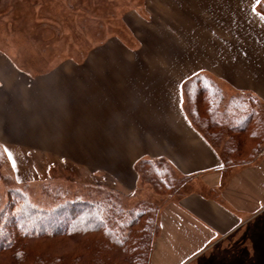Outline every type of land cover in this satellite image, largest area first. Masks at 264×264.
Masks as SVG:
<instances>
[{"label": "crops", "instance_id": "obj_1", "mask_svg": "<svg viewBox=\"0 0 264 264\" xmlns=\"http://www.w3.org/2000/svg\"><path fill=\"white\" fill-rule=\"evenodd\" d=\"M261 2L163 0L161 64L150 59L147 64L64 65L33 86L19 75L12 81L5 76L7 66H1L0 144L25 148L29 116L37 142L47 144L49 138L53 150L61 143L89 155L97 152L100 169L120 170L112 175L121 188L127 179L135 187L137 159L164 157L179 175L197 176L210 190L218 189L223 177L218 149L190 123L171 80L205 73L225 93L249 92L264 104ZM154 51L153 57L159 54ZM221 188L220 199L192 192L178 200L179 211L199 225H161L150 264H184L196 251L194 244H181L183 233L225 234L235 227L237 214L252 212L251 203L264 197V147ZM187 249L195 252L184 255L181 250Z\"/></svg>", "mask_w": 264, "mask_h": 264}, {"label": "rangeland", "instance_id": "obj_2", "mask_svg": "<svg viewBox=\"0 0 264 264\" xmlns=\"http://www.w3.org/2000/svg\"><path fill=\"white\" fill-rule=\"evenodd\" d=\"M162 7L163 0H0V72L1 66L6 65L9 72L5 76L10 75L15 82L19 75V81L33 86L39 79H50L55 74L54 69L64 65L147 64L150 59L161 64ZM260 9L262 11V7ZM154 50L159 54L153 57L150 52ZM125 59L128 62L123 61ZM198 74L205 75L220 87L224 97L222 103L235 94L255 98L264 118V104L254 95L244 91L225 93L216 79L205 73ZM183 75H177L174 77L177 80L172 79L171 83L172 86L177 84L176 92L184 98L185 112L183 87L186 80L181 78ZM30 126L28 116L25 148L0 144V211L10 199L17 200L19 195L26 197L38 210L46 211L76 195L94 201L113 194L124 209L143 202L151 203L155 207L154 228L147 264H150V253L161 225L184 228L199 225L175 205L182 196L202 192L220 199L221 187L226 186L241 166L250 163L223 166L222 184L214 190L197 176L179 175L170 165L176 187L168 190L154 189L136 171L135 164L139 159H150L141 157L133 165L135 187L130 183L131 179H127L128 183L121 188L112 175L120 170L112 165L107 169L108 173L104 168L107 164L100 169L97 152L89 155L79 151L78 146L71 148L61 143L53 150L49 138L45 144V140L37 142L31 136L35 133ZM224 142L225 139H221L214 146L218 152ZM251 204L255 206L252 212L237 214L235 227L225 234L207 232L206 229L196 237L183 233L181 244H194L191 248L196 251L181 250L184 255L195 252L184 264H264V197ZM189 236L194 238L187 240Z\"/></svg>", "mask_w": 264, "mask_h": 264}, {"label": "trees", "instance_id": "obj_3", "mask_svg": "<svg viewBox=\"0 0 264 264\" xmlns=\"http://www.w3.org/2000/svg\"><path fill=\"white\" fill-rule=\"evenodd\" d=\"M264 11V0L260 8ZM185 112L215 146L225 139L222 166L253 160L264 144V118L253 97L239 94L223 102L220 87L202 74L184 82ZM136 171L154 188L175 182L164 157L139 159ZM0 211V264H147L155 207L124 209L113 194L94 201L79 196L51 210H38L23 195Z\"/></svg>", "mask_w": 264, "mask_h": 264}]
</instances>
